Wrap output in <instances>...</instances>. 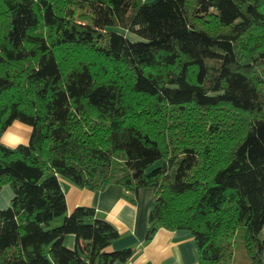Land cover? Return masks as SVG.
<instances>
[{
  "label": "trees",
  "instance_id": "trees-1",
  "mask_svg": "<svg viewBox=\"0 0 264 264\" xmlns=\"http://www.w3.org/2000/svg\"><path fill=\"white\" fill-rule=\"evenodd\" d=\"M60 177L153 189L144 244L188 230L200 264H264V0H0V264L132 261Z\"/></svg>",
  "mask_w": 264,
  "mask_h": 264
},
{
  "label": "crops",
  "instance_id": "crops-1",
  "mask_svg": "<svg viewBox=\"0 0 264 264\" xmlns=\"http://www.w3.org/2000/svg\"><path fill=\"white\" fill-rule=\"evenodd\" d=\"M32 127L15 121L2 135V142L10 147L27 144ZM66 193L68 212L78 206H89L97 210L123 234L114 240L111 249L140 247L138 255L127 264H200L195 240L188 230H168L160 228L154 239L144 244L149 223V212L154 201V191L142 188L135 199L126 194L123 186L111 184L106 189L94 191L82 188L70 180L60 177ZM14 192L9 185L0 190V209L11 204ZM69 247L74 248L76 237L67 238ZM121 264V263H116Z\"/></svg>",
  "mask_w": 264,
  "mask_h": 264
},
{
  "label": "rangeland",
  "instance_id": "rangeland-1",
  "mask_svg": "<svg viewBox=\"0 0 264 264\" xmlns=\"http://www.w3.org/2000/svg\"><path fill=\"white\" fill-rule=\"evenodd\" d=\"M153 1H155V0H146V2L147 3H150V2H153ZM110 30H116V31H119V32H122V33H125L131 40H133V41H137V40H141V37H139L137 34H135V33H132V32H126L124 29H122V28H118V27H110L109 28ZM10 186V185H9ZM11 187V186H10ZM12 188V187H11ZM12 191H13V189H12ZM14 192V191H13ZM13 197H14V195H13ZM8 207V206H7ZM6 208V207H5ZM1 209H3V208H1ZM62 222V218H58V219H56L55 221H54V223H53V226H57V225H59L60 223ZM243 232H244V230H243V228L240 230V234H239V236H238V244H240L241 243V240H242V234H243Z\"/></svg>",
  "mask_w": 264,
  "mask_h": 264
}]
</instances>
